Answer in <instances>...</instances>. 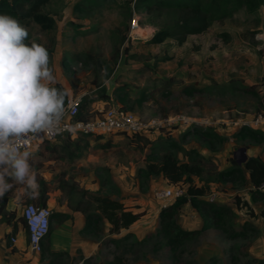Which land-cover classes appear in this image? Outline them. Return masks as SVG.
<instances>
[{
    "label": "rangeland",
    "instance_id": "374dc122",
    "mask_svg": "<svg viewBox=\"0 0 264 264\" xmlns=\"http://www.w3.org/2000/svg\"><path fill=\"white\" fill-rule=\"evenodd\" d=\"M42 11L54 17L56 25L46 31L35 22L27 23L29 39L36 38L48 49L56 86L82 96L84 116H98L97 107L120 106L143 118L184 114L201 121L156 140L65 135L32 151L39 194L32 197L25 186H15L10 193L21 205H38L43 188L49 198L68 206L69 197L74 207L84 193L83 205L92 203L94 209L92 196L101 194L144 213L137 232L122 229L112 234L106 219L100 231L82 232L86 245L98 243L97 252L89 257L80 249L62 257L43 250V263L209 264L214 257L216 264H263L259 254H264V201L251 200L244 163L248 157L264 159V131L239 133L241 121L264 115V7L251 10L243 3L225 16L219 10L204 32L169 37L158 44L147 39L174 25L182 11L147 12L136 7V0H51ZM134 18L139 27L132 31ZM172 143L177 146L171 148ZM190 149L205 157L203 172L193 177L194 183L206 189V197L216 195L215 203L234 209L230 224L246 230V237L230 238L213 229L175 249L157 231L163 205L174 200H159L156 192L171 185L162 175L146 177L139 169L168 151L188 160L184 151ZM233 160L241 165L242 174L222 179L220 171L232 169ZM237 195L250 207L237 208L233 203ZM53 220L61 217L51 216L50 230Z\"/></svg>",
    "mask_w": 264,
    "mask_h": 264
},
{
    "label": "trees",
    "instance_id": "16d2710c",
    "mask_svg": "<svg viewBox=\"0 0 264 264\" xmlns=\"http://www.w3.org/2000/svg\"><path fill=\"white\" fill-rule=\"evenodd\" d=\"M50 1L51 0H0V13H7L14 16L24 25L35 22L39 24L43 30L51 31L56 25V21L52 16L42 11L43 7ZM243 3L251 10L264 7V0H136V7L145 8L147 12L161 11L164 9L182 11L181 19L174 25L158 30L153 36L147 39V42L150 44H158L164 42L169 37L184 38L189 35L202 33L207 29L211 18L215 16V12L220 10L222 13L221 16H225L227 13L231 14L234 10L241 7ZM115 56H119L118 51ZM82 110L79 117L83 119L88 118L84 116ZM259 131L261 130L243 126L239 134L251 133L252 135H258ZM135 137L147 139L140 135ZM94 138L101 139L103 136L98 135ZM46 144L49 143H45V145ZM176 146L177 145L173 143L170 145L171 148ZM184 157L188 160L183 161L173 151H168L162 154L157 160H152L148 162L145 167L139 169L140 175L146 177L162 175L169 181L170 185H184L187 189V195L177 197L172 204L161 210L159 214L160 226L157 231L165 235L168 239V244L175 249L187 241L198 238L204 231L212 229H220L230 238L246 237L248 235L246 230L234 229L230 224L234 209L230 205L210 202L205 195L206 189L194 183L193 177L200 176L203 172L202 160L205 157L196 149L184 151ZM232 165V169L220 171L219 175L222 179H226L232 175L242 174L241 165H239L237 160H233ZM244 167L249 172L250 183L254 187H257L264 180V159L259 156L248 157L244 163ZM74 188L75 187L72 186L71 190L75 191L76 189ZM74 191L72 194H74ZM249 192L252 201H264L263 192L255 188H250ZM9 193L0 201V221L4 219L7 223H12L14 226V233L18 230V222H21L27 230L24 217H17L16 211L10 212L6 210L7 201L10 197ZM12 196L14 197V195ZM84 197L85 195L83 193L80 202L74 207L71 205L72 196L69 197L68 201L70 208L79 210L85 215V225L82 232H90L94 229L100 231V223L106 219L111 225L110 232L112 234H119L122 229L130 228L131 225L140 220L144 215L143 212H136L128 208L120 200L101 194L92 196L93 201L96 202L94 209L92 208V203L89 202L87 203V207H85L83 205ZM39 198L40 201L37 206H48L49 197L47 195V190L42 188ZM188 202L191 208H193L202 219V227L199 229H185L178 221L179 213L185 209L184 206ZM233 203L237 208L250 207V202L244 200L239 195L234 197ZM261 215L264 218V205ZM52 216L61 217L62 213L54 212ZM250 228L253 231L257 230L254 225H251ZM131 235V233L125 235L124 239ZM43 253L44 252H42V256ZM46 253L61 257L69 255V253L64 251ZM259 261L264 264V259H259ZM208 262L209 264H216L214 257L209 258Z\"/></svg>",
    "mask_w": 264,
    "mask_h": 264
},
{
    "label": "clouds",
    "instance_id": "9594fccd",
    "mask_svg": "<svg viewBox=\"0 0 264 264\" xmlns=\"http://www.w3.org/2000/svg\"><path fill=\"white\" fill-rule=\"evenodd\" d=\"M29 36L27 26L0 13V200L17 185L38 196L30 141L62 130L75 135L79 129L64 124L71 92L56 86L48 49Z\"/></svg>",
    "mask_w": 264,
    "mask_h": 264
},
{
    "label": "built area",
    "instance_id": "2783aa9c",
    "mask_svg": "<svg viewBox=\"0 0 264 264\" xmlns=\"http://www.w3.org/2000/svg\"><path fill=\"white\" fill-rule=\"evenodd\" d=\"M135 27H139L138 19L132 20V31ZM72 108L68 111L65 125L79 124V129L75 135L67 130L58 133L42 135L39 140L30 141L26 147L31 151H37L45 143H51L64 137L65 135L75 138L78 135H86L96 137L101 135H128V136H144L149 140H156L165 132H170L176 128H187L191 125L199 124L200 120L192 118L184 114L168 115L165 117L143 118L139 114L124 109L120 106H111L107 109L96 108L100 112L98 116H90L86 119L80 118L82 110V96L71 94ZM241 126H247L255 130L264 131V115H258L250 120L241 121ZM258 191L264 193V180L254 187ZM187 195V189L184 185H171L168 189H162L156 192L159 200L176 199L177 197ZM210 202H217L216 195L206 197ZM166 206L165 204L163 205ZM53 212L49 206H37L33 203L24 206L21 216L26 221L28 230V242L31 251L39 253L42 251V242L50 231V218ZM11 242H17V235L11 236Z\"/></svg>",
    "mask_w": 264,
    "mask_h": 264
},
{
    "label": "crops",
    "instance_id": "0c3cea01",
    "mask_svg": "<svg viewBox=\"0 0 264 264\" xmlns=\"http://www.w3.org/2000/svg\"><path fill=\"white\" fill-rule=\"evenodd\" d=\"M53 55V61L56 63L57 57L54 52ZM60 75H57V81L64 85V83H62L63 79ZM66 89L69 90L68 87H66ZM250 188H254L251 183ZM9 195L10 197L7 201L6 210L10 212L16 211L17 217L21 216L24 206L21 205L19 201L12 196V194L9 193ZM48 206L51 208L53 213L59 212L62 213V216L60 221L53 220L51 230L42 242V251H64L72 253L73 251L80 249L86 254L85 257H89L97 252V242L88 241V244L86 245L85 241L82 239V229L85 225V215L83 212L74 210L65 203H57L53 197L49 198ZM184 208L185 209L178 215V221L181 226L185 229L201 228L202 219L199 214L191 208L189 202L186 203ZM138 221L134 223L135 225L133 224L130 228L125 230L131 232L132 230H136L133 232H137L138 226L136 225L138 224ZM17 226L18 230L14 233V226L12 223L0 222V264H44L42 260V251L39 253L31 251L28 242V233L24 225L21 222H18ZM258 229H260V227H258ZM261 229L263 228L261 227ZM208 231L210 230L204 231L203 233ZM12 235H17L16 243L11 242ZM259 256L264 258L263 253H260Z\"/></svg>",
    "mask_w": 264,
    "mask_h": 264
},
{
    "label": "water",
    "instance_id": "95a60500",
    "mask_svg": "<svg viewBox=\"0 0 264 264\" xmlns=\"http://www.w3.org/2000/svg\"><path fill=\"white\" fill-rule=\"evenodd\" d=\"M166 207V206H165Z\"/></svg>",
    "mask_w": 264,
    "mask_h": 264
}]
</instances>
